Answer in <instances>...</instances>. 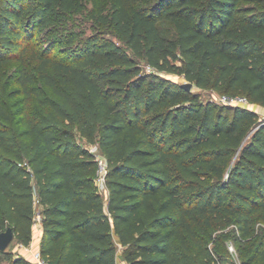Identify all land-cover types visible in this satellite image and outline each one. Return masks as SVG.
<instances>
[{
    "label": "trees",
    "instance_id": "obj_1",
    "mask_svg": "<svg viewBox=\"0 0 264 264\" xmlns=\"http://www.w3.org/2000/svg\"><path fill=\"white\" fill-rule=\"evenodd\" d=\"M243 1L0 0V232L30 245L40 206L48 264H223L228 238L264 264V118L193 91L264 107V0Z\"/></svg>",
    "mask_w": 264,
    "mask_h": 264
},
{
    "label": "rangeland",
    "instance_id": "obj_2",
    "mask_svg": "<svg viewBox=\"0 0 264 264\" xmlns=\"http://www.w3.org/2000/svg\"><path fill=\"white\" fill-rule=\"evenodd\" d=\"M244 6H254L255 0H244L242 3ZM88 9H90V3H88ZM76 20L75 23L77 24L74 28V32L79 33V39L81 38H85L87 36L90 35V33L92 32L90 30V16L87 14H81L78 13L75 16ZM40 38L36 37L34 41H39ZM70 49H68V46H64L62 48L59 49V51H56L59 55L61 53H64L65 51H69ZM63 56L64 58H67L69 55L68 54H63L60 55ZM20 66V63L16 60H13L10 64H8L7 66H5V68L3 70H1L0 72V78H2V76L7 77L10 76V74H12L18 67ZM150 70V69H147ZM164 76H166L169 79H172L174 81H177L179 83L185 84L187 83V81L178 75H174V74H166V73H161ZM193 91L200 93L202 95V99L204 101L207 100H213L215 102H217L218 104H224L223 102V94L222 93H218L214 90H201L197 87H193ZM248 108L254 109V104H249L247 105ZM258 115L260 118H264V109H261L260 111H258ZM81 143L84 144L86 147L91 148L92 145H88L83 139L81 140ZM104 199L106 198V192L103 191L102 192ZM229 231H233L232 228L228 229L227 231H225V233L229 232ZM18 246H21L19 244H17V241L14 240V242L9 246L8 248V252L12 253L13 256H25L22 253H20ZM241 246L240 242H237L235 240V238H228L226 240V250H227V254L226 257L223 260V264H243L242 260H241V252L239 250V247ZM26 247V246H24ZM9 261V257L8 256H2L0 258V264H8Z\"/></svg>",
    "mask_w": 264,
    "mask_h": 264
},
{
    "label": "built area",
    "instance_id": "obj_3",
    "mask_svg": "<svg viewBox=\"0 0 264 264\" xmlns=\"http://www.w3.org/2000/svg\"><path fill=\"white\" fill-rule=\"evenodd\" d=\"M223 102L227 105L233 106H245L250 104L249 100L246 97L237 96V97H229L223 95ZM90 152L94 155L95 160L98 163V170H97V177H96V184L101 192L105 191L107 193V185H106V178L109 171L108 161L104 154L100 151L97 145H93L90 148ZM36 221H40V217L36 218ZM31 260L33 264H48L42 257L39 251L32 252Z\"/></svg>",
    "mask_w": 264,
    "mask_h": 264
},
{
    "label": "crops",
    "instance_id": "obj_4",
    "mask_svg": "<svg viewBox=\"0 0 264 264\" xmlns=\"http://www.w3.org/2000/svg\"><path fill=\"white\" fill-rule=\"evenodd\" d=\"M254 107H255L254 110H256L257 112L260 111L261 109H264V107H261L259 105H254ZM107 196H106V199H107ZM40 210H41V207L38 206V217H40ZM42 234H43L42 225H41V222L38 221L34 225L33 238H32L31 244L26 247L22 245L18 246L20 253L25 255V257L31 259L32 252H37V251L40 252ZM119 248H120V252H122L123 247L120 244H119ZM119 264H128V263L120 259Z\"/></svg>",
    "mask_w": 264,
    "mask_h": 264
},
{
    "label": "water",
    "instance_id": "obj_5",
    "mask_svg": "<svg viewBox=\"0 0 264 264\" xmlns=\"http://www.w3.org/2000/svg\"><path fill=\"white\" fill-rule=\"evenodd\" d=\"M185 88L191 90L193 85L190 83L183 84ZM15 239V231L12 227H8L5 231L0 232V251H6ZM124 261V256L120 257Z\"/></svg>",
    "mask_w": 264,
    "mask_h": 264
}]
</instances>
